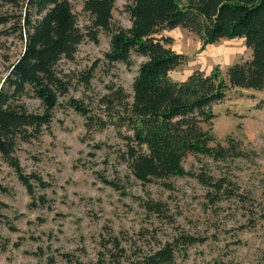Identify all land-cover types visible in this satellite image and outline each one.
I'll return each instance as SVG.
<instances>
[{
    "label": "rangeland",
    "instance_id": "obj_1",
    "mask_svg": "<svg viewBox=\"0 0 264 264\" xmlns=\"http://www.w3.org/2000/svg\"><path fill=\"white\" fill-rule=\"evenodd\" d=\"M81 2L73 0V5L81 25H88ZM126 5L125 0L116 2L114 29L131 26ZM24 12L20 4L0 0V16H16L15 22L0 24V85L23 53L24 41L15 28ZM162 35L172 37L173 50L187 56L170 73L177 82L195 71L210 74L215 67L224 75L229 66L252 56L241 38H224L204 50L199 36L186 29ZM110 39V34L100 33L98 43L81 44L73 61L59 65L71 82L69 97L81 100L99 121L108 119L109 109L102 106L108 87L131 93L144 61L135 56L132 68L108 65ZM91 73L88 83L85 78ZM62 101L43 134L20 145L15 154L26 174L42 180L35 184L33 197L0 160V210L15 229L0 228L7 244L5 250L0 246V264H73L67 258L98 264L116 252L111 240L130 255L156 250L180 234L205 241L174 264H264V91L231 89L214 108L217 141L227 146L231 136L242 142L247 156L226 162L189 156L184 166L190 175L149 184L138 182L126 167L124 142L112 125L88 128L66 98ZM27 104L30 110L39 107L33 99ZM198 175L218 186H206Z\"/></svg>",
    "mask_w": 264,
    "mask_h": 264
},
{
    "label": "trees",
    "instance_id": "obj_2",
    "mask_svg": "<svg viewBox=\"0 0 264 264\" xmlns=\"http://www.w3.org/2000/svg\"><path fill=\"white\" fill-rule=\"evenodd\" d=\"M4 1L20 4L25 12L17 18L15 28L24 41L23 53L0 85V160L16 172L30 196L42 180L26 174L15 154L20 145L43 134L65 98L86 119L88 128L113 126L124 142L126 167L144 184L190 175L184 166L189 156L222 162L247 156L242 142L233 137H228L227 146L217 141L214 108L226 100L231 89L264 91V0H125L131 26L116 29L113 13L118 0H82L88 25H81L73 0ZM15 17L0 16V24ZM179 27L196 33L204 50L224 38L244 39L252 51L251 59L229 66L224 75L215 67L210 74L195 71L177 82L170 73L186 63L187 56L176 53L173 38L162 34ZM100 33L111 35L105 53L108 65L122 63L132 68L135 56L144 59L131 93L123 87H108L102 98V106L109 109L107 121L97 120L81 100L69 97L71 82L59 69L63 60L75 59L81 44L98 43ZM91 76L85 78L88 83ZM32 99L39 104L37 110H30L27 104ZM196 177L206 186H218L206 176ZM2 226L15 230L0 210ZM204 241L180 234L156 250L129 255L111 240L116 252L98 264H174ZM0 246L7 248L1 231Z\"/></svg>",
    "mask_w": 264,
    "mask_h": 264
}]
</instances>
